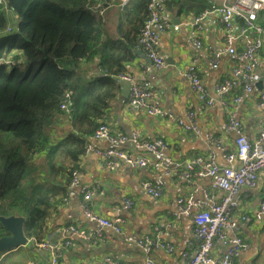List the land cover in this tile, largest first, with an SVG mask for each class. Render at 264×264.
Segmentation results:
<instances>
[{"label":"crops","instance_id":"1","mask_svg":"<svg viewBox=\"0 0 264 264\" xmlns=\"http://www.w3.org/2000/svg\"><path fill=\"white\" fill-rule=\"evenodd\" d=\"M111 1L109 8L102 14L101 32L102 36L108 35V39L115 41L120 38L117 33L122 22L120 12L128 0ZM222 3L223 0L216 1L218 7ZM210 8L211 4L207 0H170L167 3L171 29L159 34L158 43V52L166 61L164 69H155L150 59L137 46L132 48V52L125 51L118 56L121 60L132 56L124 63V69L119 73L130 75L136 83L149 81L155 92V104L177 118L185 119L192 113L194 122L202 131L201 136H190L166 119L148 116L132 108L129 105L131 85L120 81L117 75L119 73L102 71L99 66L100 57L90 61L84 60L79 64L77 92L73 97L77 98L79 91L96 85L109 86L114 95L110 97L108 107L103 110V117L96 119L94 124L83 126L89 133L82 135L81 139L85 141V147L89 144L94 150H85L76 164V169L80 172L78 187L70 186V174L63 177L58 170L50 171L51 168L50 179L47 180L48 187L31 177L40 190L47 191L51 202L48 218L41 223V231H37L32 238L40 243L47 240L60 242L67 236L64 229L69 226L92 234L101 233L102 237L94 241L73 242L74 244L63 250L60 264H101L106 258H119L120 264H144L145 253L127 241L125 235H159L164 244L174 248L173 252L155 248L151 256L161 264H187L183 254L192 255L197 250L192 216L184 215V205L179 204L180 199L188 200L192 193L191 185L181 179L183 171H175L173 176L166 178L163 195L155 198L148 194L142 185L144 182H154L160 172L152 168L132 169L125 163L114 170L108 169L106 162L95 150H105L110 144L94 140L93 135L97 126L105 123L114 135H125L129 138L137 135L140 139L150 141L164 140L168 144L164 151L165 158L185 162L198 156L207 158L213 153L219 166L227 165L223 156L237 151L236 135L227 128L229 112L234 111V99L242 94V84L223 94L217 93L216 87L231 78V71L237 59L223 54L219 59L218 68H214L215 53L226 48V29L218 13L210 14L200 24L196 23L201 14ZM257 25L264 26V11L259 13ZM242 26L243 21L238 20L237 35L240 34ZM197 28L201 48L196 47L195 38L191 35V31ZM254 38L255 35L244 38L242 42L236 43V49L244 50L246 44ZM258 59L260 81L252 93L244 94L243 101L235 110L245 133L252 141L258 139L264 124V108L259 106V97L264 94V44L258 53ZM192 64L196 65L210 97L216 101L214 108L205 107L192 91L187 76ZM91 121L93 122L92 119ZM56 122L51 130L52 143L78 132L68 115L60 116ZM217 144L224 150H217ZM119 148L155 160L153 155L136 150L131 143L120 145ZM46 155V152L42 153L35 160L41 156L47 159ZM199 185L216 201L222 199L223 193L211 188L209 179H201ZM83 187L93 193L90 201L86 203L93 213L109 220L117 216L122 217L124 222L121 234L87 220L83 209ZM65 198H68L67 201ZM239 198L240 204L233 218L238 223H246L242 218L254 215L264 198V170L259 173L258 185L255 188H244ZM125 199L134 202V206L129 210L123 208ZM195 200L204 202L205 199L203 195L196 194ZM229 235L232 237L235 234ZM239 235L249 244V248L238 260V264H264V222L241 224ZM224 253L225 248L216 241L213 257L220 258ZM29 263L49 264L48 253L35 250L32 243L5 253V264Z\"/></svg>","mask_w":264,"mask_h":264},{"label":"built area","instance_id":"2","mask_svg":"<svg viewBox=\"0 0 264 264\" xmlns=\"http://www.w3.org/2000/svg\"><path fill=\"white\" fill-rule=\"evenodd\" d=\"M170 0H151L148 5L149 17L142 27L137 47L141 49L150 59L152 66L161 70L166 67V61L158 52L159 34L171 29V21L167 12V3ZM211 4V8L204 11L197 19L196 23H202L212 13H218L221 22L226 29V48L215 53L214 68H218V62L223 54H228L237 59L236 64L232 68L231 78L224 80L216 87L217 93L223 94L229 90L238 88L242 84V94L234 99V111L229 112L228 130L236 135V153H228L223 157L227 163L221 167L216 163L215 154H210L207 158L194 157L185 162L176 159H168L164 157V151L168 148V144L158 139L150 141L140 139L137 135L129 138L125 135H114L105 123L97 127L93 138L97 141H104L110 144V147L105 150H95L96 153L106 162L107 168L114 170L122 163H125L132 169L152 168L159 171L160 175L154 182H144L143 189L155 198L163 195L166 178L173 176L175 171H183L181 179L188 182L192 187L191 197L188 200L180 199L179 204L184 205L183 214L192 216L193 231L197 242V250L192 254H183L187 260V264H237L244 252L249 248V244L241 238V224L262 223L264 222V198L261 200L258 209L254 215L244 216L243 222L238 223L234 220L233 215L240 204V192L244 188H255L258 183L260 171L264 170V124L257 140L251 142V139L244 131L243 124L238 120L235 110L239 103L243 101L244 94L252 93L256 84L260 81L259 74V59L258 53L264 44V26H258L257 20L259 13L264 11V0H223L221 6L216 5L217 0H207ZM11 14L6 0H0V13ZM238 20L243 21L240 34H236ZM178 28V27H176ZM9 32L11 29L8 27ZM198 29L191 31L192 37L195 38V45L201 48L202 43L198 40ZM249 35H255L252 42L246 44L242 51H238L235 47L236 43L242 42ZM19 61H16L13 56L0 58V66L15 67ZM187 76L190 80L192 91L197 95L199 100L205 107L214 108L216 101L210 97L204 81L201 79L200 73L195 64H192ZM120 81L129 83V105L132 108L142 111L144 114L152 117L163 118L182 128L185 133L190 136H201L202 131L194 122V115L189 113L185 119L177 118L164 108L155 104V92L149 81L136 83L133 77L127 74L118 76ZM71 95L70 92L65 96ZM65 100L61 109L69 113L70 99ZM224 104V103H223ZM260 107L264 108V94L260 95ZM209 138V137H207ZM131 143L138 151L151 154L155 157L152 160L145 156H138L121 150L120 145ZM217 150L223 151L221 145H216ZM94 150L88 144L86 151ZM72 180L71 187L80 185V172L74 169L71 172ZM209 179L210 187L223 193L222 199L216 201L209 192L200 187L201 179ZM84 196L83 209L87 220L97 222L102 228L114 230L121 234L122 223L124 222L121 216H117L113 220L103 218L90 209L86 203L90 201L93 193L82 188ZM201 194L204 197V202L195 200V195ZM68 198L64 200L67 201ZM134 202L131 199L124 200V209H131ZM120 212V210L118 211ZM67 235L64 240L54 242L51 240L43 241L31 240L33 248L37 251H46L48 253L49 264H60V259L63 250L74 244L73 242L83 240L94 241L101 238V233H88L81 228L69 226L64 229ZM229 233L235 234L230 236ZM125 239L146 253L144 264H161L154 260L148 253L156 249H166L168 252H173L174 248L169 244H164L159 235H133ZM219 241L225 248V253L222 257H213L215 242ZM35 264V263H29ZM101 264H120L119 258H106Z\"/></svg>","mask_w":264,"mask_h":264},{"label":"trees","instance_id":"3","mask_svg":"<svg viewBox=\"0 0 264 264\" xmlns=\"http://www.w3.org/2000/svg\"><path fill=\"white\" fill-rule=\"evenodd\" d=\"M150 1L130 0L123 7L120 38L113 41L101 32L102 14L111 0H6L17 24L12 32L3 33L10 19L0 13V58L13 54L20 62L11 69L0 66V216L25 217L27 237L41 231L51 206L47 191L31 178L36 157L46 152L50 171L71 178L88 146L81 139L89 133L83 126L103 117L114 95L109 86L96 85L73 97L79 64L100 57L102 71L122 72L132 56L124 60L118 56L137 46ZM68 92L69 113L61 109ZM63 115L78 132L52 143V127ZM5 233L0 223V238Z\"/></svg>","mask_w":264,"mask_h":264},{"label":"water","instance_id":"4","mask_svg":"<svg viewBox=\"0 0 264 264\" xmlns=\"http://www.w3.org/2000/svg\"><path fill=\"white\" fill-rule=\"evenodd\" d=\"M0 223L5 229V236L0 238V254L14 251L20 247H25L29 239L25 234V217L23 216H0Z\"/></svg>","mask_w":264,"mask_h":264},{"label":"rangeland","instance_id":"5","mask_svg":"<svg viewBox=\"0 0 264 264\" xmlns=\"http://www.w3.org/2000/svg\"><path fill=\"white\" fill-rule=\"evenodd\" d=\"M15 25H16V20L14 18V23H12V25H9L8 27L13 30L15 28ZM7 31L9 32V29H7ZM5 135H7L11 140H13L10 134H5ZM43 158L44 157L41 156L34 161L35 172H32L31 176L36 180V182H39L41 184L43 183V185H46V187H48L49 183H47L48 182L47 180L50 179V175H49L50 167L48 160ZM1 262L2 264H5V258H2Z\"/></svg>","mask_w":264,"mask_h":264},{"label":"clouds","instance_id":"6","mask_svg":"<svg viewBox=\"0 0 264 264\" xmlns=\"http://www.w3.org/2000/svg\"><path fill=\"white\" fill-rule=\"evenodd\" d=\"M124 4H125V3H124ZM124 4H123V7H124ZM9 9H10V8H9ZM10 10H11V9H10ZM1 13H2V12H1ZM7 16H8V18L10 19V23H9V25H12V23H14V16H13L12 11H11V14H9V15L7 14ZM15 20H16V17H15ZM16 24H17V20H16ZM9 25H8V26H9ZM7 28H8V27H7ZM7 28L5 29V31H4L3 33L8 34V33L12 32V29H11L10 32H8V31H7ZM137 48H138V47H137ZM9 56H13V54H10ZM9 56H8V57H9ZM13 57H14V56H13ZM15 60H16V59H15ZM16 61H17V60H16ZM18 61L20 62V60H18ZM1 66H4V65H1ZM6 67H7V66H6ZM7 68L11 69V68H13V67H11V68H10V67H7ZM28 239H29V238H28ZM33 239H34V238L29 239V243H31V240H33ZM35 240H36V239H35ZM29 243H28V244H29ZM3 255H4V254H3ZM4 256H5V255H4ZM4 256H3V257H4Z\"/></svg>","mask_w":264,"mask_h":264},{"label":"bare ground","instance_id":"7","mask_svg":"<svg viewBox=\"0 0 264 264\" xmlns=\"http://www.w3.org/2000/svg\"><path fill=\"white\" fill-rule=\"evenodd\" d=\"M127 2H129V0L128 1H125V4H124V7L127 5ZM101 125V124H100ZM251 142H254V141H252L251 140ZM71 180H72V175H71ZM85 216H86V214H85ZM95 222V221H94ZM97 223V222H96ZM242 238V237H241ZM243 239V238H242ZM140 250H141V248L140 247H138ZM153 251H151L150 253H148L150 256H151V253H152ZM145 255H146V253H145ZM237 264H238V261H237Z\"/></svg>","mask_w":264,"mask_h":264}]
</instances>
